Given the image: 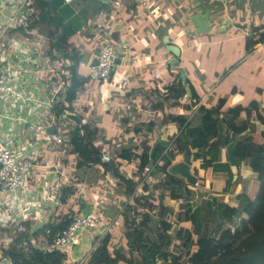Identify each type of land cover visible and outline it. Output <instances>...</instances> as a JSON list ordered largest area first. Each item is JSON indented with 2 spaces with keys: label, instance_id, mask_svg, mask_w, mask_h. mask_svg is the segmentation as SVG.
<instances>
[{
  "label": "crops",
  "instance_id": "obj_1",
  "mask_svg": "<svg viewBox=\"0 0 264 264\" xmlns=\"http://www.w3.org/2000/svg\"><path fill=\"white\" fill-rule=\"evenodd\" d=\"M259 2L262 5L261 21L251 16ZM11 3L12 0L2 3L0 0L3 14L11 13ZM244 5L246 18L239 20L236 12ZM27 7L29 17L17 33L13 37L0 38V61L3 60V68L10 63L15 65L9 58L13 44L22 57L28 58L32 54L24 43L41 41L42 56L33 59V66L40 70V75L20 72L15 77L18 89L29 100L0 101V138L11 143L19 152L20 160H29L32 165L26 171L21 191L25 209L17 206L11 194L0 190V215L3 218L0 227H10L7 234L11 237L10 231L19 221L30 223L32 230L38 231L53 219L59 221L66 216L71 219L96 208L103 227L85 234L75 248L64 249L67 254L64 264L88 263L92 252L108 235L107 250L126 257L127 225L123 214L134 200L126 197L123 188L114 182L101 155L109 154L117 168L130 177L138 170V159L148 149L152 153L158 144H162L165 153L176 152L171 173L193 185L197 202L194 224L186 221L182 201L153 194L157 181L154 175L146 178L150 184L147 180L141 184L148 172L143 176L139 174L136 186L141 184L138 185L140 196L146 199L148 196L152 204L163 205L169 210L173 234L179 228L187 227L197 239L196 234L201 232L219 236L227 230L241 229L248 220L246 214L228 223L215 218L214 213L205 208L204 228L197 231L203 217L198 207L205 199H215L220 207L238 208L240 196L249 190L257 174L247 165L236 164L235 145L222 147L206 174L202 161L194 159L195 150L187 148L184 140L178 143L183 129L169 118L183 113L184 106L190 105L188 83L202 99L192 110L195 123L200 122L203 114L200 107L208 108L222 98L214 97L213 92L209 93L211 90L206 91L204 82L189 78L186 55L190 48H201L206 35L214 38L213 44H224L227 38L221 36L230 29L238 31L231 41H241L246 48L250 35L260 38L264 34V0H34ZM218 10L221 13L216 15ZM212 14L216 15L213 19ZM3 21L4 17L0 15V28ZM211 28L218 35L211 32ZM192 35L195 44L190 43ZM106 44L114 46L120 64L107 81H92L90 66ZM263 52L264 43H261L247 53L253 56ZM258 60L261 66L256 67V72L264 79V55ZM192 63L198 67L200 75H207L198 57ZM73 79L82 87L76 93L72 111L65 113L77 115L80 121L66 118L64 113L58 124L51 126L53 106L73 85ZM179 80L187 84V93L182 100L168 88ZM256 93L263 95L264 87H257ZM231 106L228 100L226 109ZM245 117L244 113L242 118ZM39 120L47 127L48 135L57 133L64 141L37 138L34 125ZM254 122L258 127L259 122ZM216 141L218 135L211 139L212 143ZM94 151L101 162L84 163L97 158V155L90 156ZM7 207L11 210L6 211ZM152 212L158 223V211ZM216 222L221 228L214 230ZM149 223L153 225L154 222L149 220ZM115 233H119L121 243L115 241Z\"/></svg>",
  "mask_w": 264,
  "mask_h": 264
},
{
  "label": "trees",
  "instance_id": "obj_2",
  "mask_svg": "<svg viewBox=\"0 0 264 264\" xmlns=\"http://www.w3.org/2000/svg\"><path fill=\"white\" fill-rule=\"evenodd\" d=\"M261 43H264V34L260 38L250 35L247 39V52L251 53L254 47ZM81 87L82 85L75 81L64 95L59 96V100L53 106L56 118H61L67 110L72 111L73 101ZM168 88L173 89L172 94L180 100L187 93V84L181 80L174 82ZM188 88L191 93L190 105L184 106L183 113L172 115L169 118L180 129H183L178 143L184 140L187 148L195 150L194 159L202 161V168L206 170V174L212 168L220 149L227 145H235L236 164L247 165L257 174V179L252 182L249 190L240 196L238 208L228 205L220 207L215 199L203 200L202 206L198 207L203 217L198 224L197 231L201 232L204 228L205 208L223 222L232 223L235 217L243 214L248 216V220L241 229L234 232L227 230L220 236L214 234V239L209 237L211 234L201 232L200 239L196 240L191 228L181 227L176 234H173L174 224L171 221L169 210L163 205L156 206L148 203L145 196H138L133 204L126 207L123 214L127 225V256L115 255L107 250L110 242V235H108L92 252L87 264H264L263 102L252 98L246 104H237L227 110L228 99L222 97L217 104L208 108L200 107L203 114L200 122L195 123L192 110L200 105L202 99L192 84L188 83ZM259 90L263 91L262 88ZM172 94L170 97H173ZM162 96L165 95L162 94ZM67 101L69 106L66 104ZM244 113L246 117L242 118ZM254 121H258L263 126L261 131ZM215 135H218V141L212 143L211 139ZM165 149L162 144H158L152 153L148 149L138 159L137 172L130 177L125 176L117 168L114 160L104 164V167L107 172L111 173L114 182L123 188V194L131 197L134 196L139 174L145 175L152 166L155 168L153 175L157 180L152 189L153 194L159 198L182 201L186 221L194 224V207L197 202H195L196 195L192 189L193 185L186 182L182 176L171 173L176 152L169 150L165 153ZM97 154L94 151L90 156L96 157ZM93 159L85 160L84 163L101 162L98 155ZM202 195L205 196V194ZM153 207L158 210V223L150 212V208ZM71 220L72 218L69 219L68 216L62 217L59 221L53 219L38 231H33L30 223L19 221L10 231L11 239L8 246L3 249L4 255L13 264H64L67 260L66 252L55 248L52 242ZM149 220L154 222L153 225H150ZM219 227L221 228L215 224L214 230Z\"/></svg>",
  "mask_w": 264,
  "mask_h": 264
},
{
  "label": "built area",
  "instance_id": "obj_3",
  "mask_svg": "<svg viewBox=\"0 0 264 264\" xmlns=\"http://www.w3.org/2000/svg\"><path fill=\"white\" fill-rule=\"evenodd\" d=\"M4 1L6 0H1V3ZM32 1L34 0H12L10 14H3L0 9V15L4 17L3 25L0 28V38L6 36L13 37L17 33L29 17L30 12L27 6ZM66 1L70 2L72 0ZM24 46L30 50L32 56L28 58L22 57L16 51L13 44V47L9 50V58L16 64L12 65L10 63L8 67L3 68V60L0 61V101L6 99L29 100L18 89L15 77L20 72L40 75V70L35 69L33 66V59L36 56H42L41 41L25 42ZM117 59L118 56L114 46L109 44L102 46L99 50L98 60L90 66V79L92 81H107L117 67ZM37 79L38 77L34 80ZM59 119L55 115L54 117L52 116L50 125H57ZM34 133L37 138L56 140L59 143L64 141L63 137L57 133L48 135L47 127L40 120L34 125ZM101 159L105 163L111 161L109 154H102ZM31 165L29 160H20L19 152L10 142H5V140L0 138V190L11 194L13 201H16L17 206L21 209H25V206L22 204L21 191L25 184L26 171ZM143 180L142 183L146 181L145 178ZM10 210L11 207L6 208V211ZM0 219L3 220L2 215H0ZM102 227L103 220L99 216L98 210L91 208L86 213L72 218L69 225L54 237L53 246L62 250H71L81 243L85 234L96 232ZM76 264L87 263L82 261Z\"/></svg>",
  "mask_w": 264,
  "mask_h": 264
},
{
  "label": "rangeland",
  "instance_id": "obj_4",
  "mask_svg": "<svg viewBox=\"0 0 264 264\" xmlns=\"http://www.w3.org/2000/svg\"><path fill=\"white\" fill-rule=\"evenodd\" d=\"M245 9L246 6L244 5L242 9L236 12L237 18L239 20L246 18L244 15ZM220 10L215 12V14H220ZM248 11H250V7H248ZM215 16L212 14L211 19H213ZM251 16L257 21L262 20L261 2L257 3L256 7L253 8ZM211 32L218 35L213 29ZM225 33L226 35H222L221 37H226L227 39L223 41L224 44L222 45L213 44L214 38H211L210 35H206L205 43L201 48L197 49L193 47L189 49L190 52L186 55V68L189 78L191 80L194 79L199 83L204 82L205 84L203 88L206 89V91L211 90L209 93L213 92L214 97H217L218 99L220 97H226L228 100H230V103L233 106L228 107V109L234 107L238 103L245 104L252 98H257L261 103L262 101L264 102V94L258 96L256 93L257 87H264V79L260 77V73L256 72V67L261 66V61L258 60V58L264 55V52L249 56L241 41H231V37L237 34L238 31L230 29ZM195 41L196 40H193L192 35L190 43L195 44ZM195 57H198L206 68V76L200 75V70L192 63V60ZM206 95L208 96V94ZM262 127L263 126L259 123L258 128L261 130ZM154 170L155 168L151 166L148 173L143 178H145V180H147V177L150 178L154 174ZM150 182L148 181V184H150ZM141 184L138 185L141 186ZM138 185L136 186L134 196H131L134 201L138 196H140L138 193ZM146 201L148 203L151 201L149 200L148 196ZM155 210L156 212L158 211L156 208ZM155 210L150 208V212L153 211L155 213ZM117 226H119V224H117ZM9 228L3 229L0 227V264H13L10 260H8L7 256L4 255L3 252V249L8 246L10 234H7V232H9ZM209 237L214 239L213 237L215 236L211 234ZM115 238L117 243H121L122 240H120L119 233H115ZM196 238V240H199L200 234H196Z\"/></svg>",
  "mask_w": 264,
  "mask_h": 264
},
{
  "label": "water",
  "instance_id": "obj_5",
  "mask_svg": "<svg viewBox=\"0 0 264 264\" xmlns=\"http://www.w3.org/2000/svg\"><path fill=\"white\" fill-rule=\"evenodd\" d=\"M175 49V51H177V48H174ZM98 54H99V52H98ZM98 54H97V56L95 57V61H97L98 60ZM116 63H117V65H119L120 64V60H118L117 59V61H116ZM65 117L66 118H69V119H71V120H74V121H80V118L77 116V115H74V114H69V113H65ZM55 131H57L56 129H55ZM186 175V174H185ZM188 176V175H187ZM87 212V211H86Z\"/></svg>",
  "mask_w": 264,
  "mask_h": 264
}]
</instances>
